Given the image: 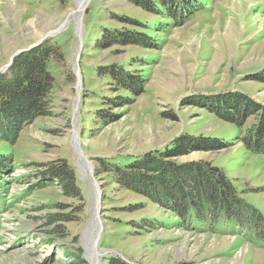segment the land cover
<instances>
[{"label":"rangeland","instance_id":"rangeland-1","mask_svg":"<svg viewBox=\"0 0 264 264\" xmlns=\"http://www.w3.org/2000/svg\"><path fill=\"white\" fill-rule=\"evenodd\" d=\"M189 4L169 10L158 0H90L80 49L68 16L75 0H0V67L47 33L63 52L47 62L54 76L49 114L21 126L13 143L0 138V264H90L83 240L94 186L79 169L74 134L101 190L99 264L110 256L129 264H264V155L244 143L256 114L239 128L219 97H208L241 91L264 106V0ZM111 66L132 77L119 87ZM180 133L224 144L173 160L220 167L262 225L182 223L100 162H130ZM62 159L79 196L44 174Z\"/></svg>","mask_w":264,"mask_h":264},{"label":"trees","instance_id":"trees-1","mask_svg":"<svg viewBox=\"0 0 264 264\" xmlns=\"http://www.w3.org/2000/svg\"><path fill=\"white\" fill-rule=\"evenodd\" d=\"M158 1L165 5L169 4V10H172V5L180 4L185 8L190 5L189 0ZM142 6L148 8L147 4ZM174 15L176 16V13ZM125 41L132 40L125 39ZM110 42L107 44L112 43ZM59 47L61 46L56 41L46 37L39 44L17 54L8 72H0V138L2 140L15 142L21 126L28 124L34 117L49 114L51 108L49 96L53 88L54 76L47 68V62L50 58H62L63 52ZM110 69L112 71L107 72L116 79L119 87L121 84L123 86L121 80H130L132 77L123 67L111 66ZM256 74L259 72L254 75ZM258 79L264 81V77ZM242 93L231 90L210 94L208 97H219V103H222L221 106L229 112L228 119L239 128L243 126L247 116L256 114L255 122L246 129L244 143L249 151L264 155V106ZM202 141H210L214 146H204L203 144L208 145V143L202 144ZM223 147L224 144L213 139L190 137L180 133L162 148L148 150L135 156L130 162H116L111 157L99 159L103 168H106L105 171L116 175L118 182L134 191L144 193L175 211L182 223L199 222L215 226L220 220H225L239 228L254 225L258 227L259 224L262 225L261 215L238 194L220 167L211 166L207 161L201 160L188 162L173 160L195 149ZM1 165L0 157V169ZM45 173L53 176L66 194L80 195L76 175L65 159L55 167H49ZM156 192L162 193L164 197H160ZM105 264L129 263L122 258L110 256Z\"/></svg>","mask_w":264,"mask_h":264},{"label":"bare ground","instance_id":"bare-ground-1","mask_svg":"<svg viewBox=\"0 0 264 264\" xmlns=\"http://www.w3.org/2000/svg\"><path fill=\"white\" fill-rule=\"evenodd\" d=\"M82 0H75V10L69 13V16L72 15L74 20H75V25L76 27H78V17H79V13H80V5H81ZM30 21V19H29ZM34 22V21H32ZM75 145H76V141ZM82 157H84L83 155H80ZM82 157H80V160L78 161L80 167L79 169H81L82 171H86V174L88 175V173L90 172L89 170L92 171L91 169V164L89 161H85V159H83ZM94 198H93V214L90 217V219L87 222L86 225V229L84 231H86V237H85V242L83 240V246L85 248L86 251V255H87V259L89 260L90 264H96V261L98 260L97 264H99V257L100 255V249L97 248L94 244V240L96 238L97 232L99 231L100 228V222L98 220V212H97V208L99 207V201L100 199H98L101 195H99V191L96 189V187L94 186ZM258 253V252H257Z\"/></svg>","mask_w":264,"mask_h":264},{"label":"water","instance_id":"water-1","mask_svg":"<svg viewBox=\"0 0 264 264\" xmlns=\"http://www.w3.org/2000/svg\"><path fill=\"white\" fill-rule=\"evenodd\" d=\"M89 1L90 0H82L81 5H80V13H79V17H78V27L75 28L76 29V34H77V38H78V42H79L80 49L82 47V21H83V13H84V10L87 7ZM68 16H69V14H68ZM50 34L51 33L45 34L42 38L39 39V41H37L36 43H33L32 45L26 47L25 49L18 50L14 55L20 53L22 50L29 49V48H31V47L39 44L44 38L48 37V35H50ZM12 60L13 59H10V61L8 63H6L2 67H0V72H6L8 70V68L11 67ZM79 84H80V80L78 79L77 80V90L79 88ZM74 140L76 141L75 149L77 150L78 154L79 155H83L85 157V159L87 160V157H86L85 153L83 152V150L80 147V139H79V136L76 135V134H74ZM89 171L90 172L88 173V177H89L92 185L95 186L96 189L99 191V195H100L101 194V190H100L99 184L97 183L93 172L91 170H89ZM98 199H101V197H99ZM99 206H100V204H99ZM97 212H98V214H100V207L97 208ZM98 220L100 221V217H98ZM100 227H101V225H100ZM98 234H99V231L97 232L96 238L94 240V244H95V246L97 248H98V243H97L98 242ZM97 262H98V260L96 261V264H97Z\"/></svg>","mask_w":264,"mask_h":264}]
</instances>
